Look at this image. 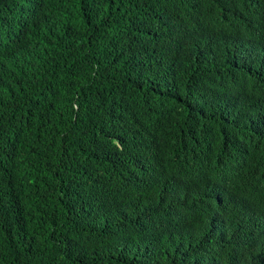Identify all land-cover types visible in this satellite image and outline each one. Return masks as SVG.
<instances>
[{
    "label": "trees",
    "instance_id": "trees-1",
    "mask_svg": "<svg viewBox=\"0 0 264 264\" xmlns=\"http://www.w3.org/2000/svg\"><path fill=\"white\" fill-rule=\"evenodd\" d=\"M0 264H264V0H0Z\"/></svg>",
    "mask_w": 264,
    "mask_h": 264
}]
</instances>
